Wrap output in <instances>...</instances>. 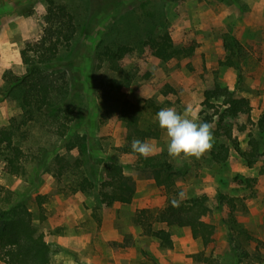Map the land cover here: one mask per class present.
I'll list each match as a JSON object with an SVG mask.
<instances>
[{
  "label": "rangeland",
  "instance_id": "1",
  "mask_svg": "<svg viewBox=\"0 0 264 264\" xmlns=\"http://www.w3.org/2000/svg\"><path fill=\"white\" fill-rule=\"evenodd\" d=\"M57 1L73 5L81 21V31L71 51L62 52V59L80 74L83 89L74 94L69 91V98L85 117L69 123L64 138L54 127L43 124L41 116L22 124L16 139L26 153V173L22 176L7 174L0 157V186L31 197L27 204L33 224L54 245L52 264H264V177L258 176L261 163L249 168L232 148L228 161L221 164L211 160L212 149L199 159L170 157L168 138L156 119L162 108L175 107L182 112L192 104L198 108L201 121L213 118L217 130L226 107L212 100L216 108H209L205 92L219 84L251 106L250 118L241 116L233 121L234 136L242 149L248 148L249 120L257 122L264 115V0H111V5H122L98 14L97 0ZM45 11V0H0V127L8 126L12 118L23 122L19 103L5 93L4 76L9 71L25 74L21 51L27 41L39 38L45 27ZM165 30L175 45L196 42L194 56L162 61L141 46L146 34ZM225 35L235 37L247 51L240 71L221 65L226 58ZM122 43L136 48L126 60L127 70L136 79L129 89L118 92L110 87L118 76L101 52L106 45ZM126 99L139 114L141 128L159 132V139L150 140L159 146L158 154L182 170L183 177L170 191L141 175L134 168L135 157L121 151L126 129L118 112ZM244 125L247 130L239 132ZM77 136L85 138L84 155L67 146V141L75 142ZM214 137L213 147L224 142ZM57 156L65 160L62 167L55 161ZM77 160L80 163L74 165ZM109 160L121 164L136 181L130 205L106 207L99 201L100 169L102 162ZM59 167L65 169L57 177ZM236 177L257 178V183L248 188L238 185ZM84 179L92 184H87L86 190L81 189ZM180 191L186 193L182 201L201 195L210 199L213 213L206 220L216 227V234L214 244L207 249L187 228L170 230L165 224H156V229L172 233L174 247L165 249L157 239L145 236L134 221L137 211L161 210ZM219 194L237 197L245 204L236 218L239 228L251 239L225 224L226 211L216 201ZM38 195L46 196L42 213L35 200ZM200 255L208 261L200 263Z\"/></svg>",
  "mask_w": 264,
  "mask_h": 264
},
{
  "label": "trees",
  "instance_id": "2",
  "mask_svg": "<svg viewBox=\"0 0 264 264\" xmlns=\"http://www.w3.org/2000/svg\"><path fill=\"white\" fill-rule=\"evenodd\" d=\"M110 2L111 0H97L96 14L99 11L107 13L108 10H115L122 5L119 2L111 5ZM45 6V27L42 33L39 38L27 41L21 51L23 64L27 67L25 74L18 75L9 71L4 76L5 93L19 103L23 113V122L18 123L12 118L8 126L0 127V157L5 164L4 171L12 176H22L26 173V153L16 141L22 124L36 121L41 116L39 119L43 120V124L54 127L59 137L64 138L69 123L85 117L69 98V91L74 94L83 89L80 74L73 72V67L62 59L64 50L71 51L77 33L81 31V21L72 9L73 5L57 0H45ZM143 39L141 46L148 48L152 57L162 61L191 59L198 48L194 41L181 46L175 45L166 30L159 34L148 33ZM223 46L226 58L221 65L240 71L242 62L248 57L246 49L230 35L224 36ZM135 51V47L122 43L106 45L105 50L101 52L109 69L118 76L112 81L111 90L121 92L133 85L136 77L127 70L126 60L131 58ZM212 100L226 108L219 117L217 130L214 131L215 136L224 142L212 148L211 160L218 164L227 162L232 148L249 168L261 163L258 176L264 177V115L257 122L249 120L252 128L248 148L244 150L238 138L234 136L233 121L241 116L250 118L249 102L236 97L229 89L219 84L205 92V104L215 109L216 104H213ZM118 118L126 129L125 145L121 151L135 157L134 168L141 175L154 180L159 188L172 190L183 177L182 170L160 154L145 159L131 149L133 139L157 140L160 138L159 132L141 128V118L134 105L127 99L120 106ZM204 121L213 123V118L207 117ZM246 130V125L238 128L239 132ZM75 139L77 142L67 141V146L79 149L84 155L85 138L77 136ZM55 161L61 166L65 160L57 156ZM78 163L79 160L74 165ZM61 167L56 173L57 177L64 174L65 168L62 170ZM99 178L98 197L102 205L112 207L115 204H132L137 184L134 177L125 173L121 164L111 160L103 161ZM235 182L252 188L256 185L257 178L236 177ZM82 183L81 189L86 190L85 186L89 184V180L84 179ZM45 199L46 196L40 195L35 198L39 202L41 213ZM29 200L31 197H21L18 192L0 186V261L3 264H52L54 245L34 226L33 213L27 204ZM209 201L208 196L201 195L182 201L179 207L173 206L171 202L157 211L142 209L136 212L134 221L145 236L157 239L165 249L171 250L174 247L170 230L175 228L189 229L192 238L200 241L203 248L207 249L214 244L216 234V227L206 220L213 213ZM216 201L226 211L225 224L241 236L251 239L246 231L239 228L236 218V213L241 207H245V204H241L237 197L227 194H219ZM41 217L44 219L43 214ZM156 224H165L170 230L156 229ZM204 261H208L207 258L200 255L199 262Z\"/></svg>",
  "mask_w": 264,
  "mask_h": 264
},
{
  "label": "clouds",
  "instance_id": "3",
  "mask_svg": "<svg viewBox=\"0 0 264 264\" xmlns=\"http://www.w3.org/2000/svg\"><path fill=\"white\" fill-rule=\"evenodd\" d=\"M198 108L188 104L182 112L175 107H165L156 114L159 127L168 138L167 151L173 158H201L209 152L215 143L214 125L201 121ZM131 149L145 159L160 152L156 142L133 139ZM186 193L180 191L178 197L172 200L173 206L179 207Z\"/></svg>",
  "mask_w": 264,
  "mask_h": 264
}]
</instances>
